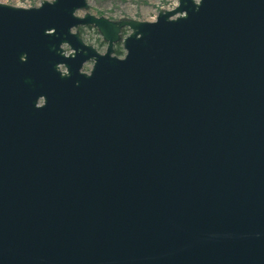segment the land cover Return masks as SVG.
I'll return each mask as SVG.
<instances>
[{"label":"water","instance_id":"1","mask_svg":"<svg viewBox=\"0 0 264 264\" xmlns=\"http://www.w3.org/2000/svg\"><path fill=\"white\" fill-rule=\"evenodd\" d=\"M87 8L0 2V264H264V0Z\"/></svg>","mask_w":264,"mask_h":264},{"label":"rangeland","instance_id":"2","mask_svg":"<svg viewBox=\"0 0 264 264\" xmlns=\"http://www.w3.org/2000/svg\"><path fill=\"white\" fill-rule=\"evenodd\" d=\"M42 0H0V2L14 6L39 5ZM177 0H87L88 8L86 10L77 11L78 15L89 12L95 16H104L111 20L136 19L142 21H153L160 10H169L173 8ZM126 32V31H124ZM123 32V33H124ZM81 34L90 45L98 48L101 36L95 30L87 27L81 30ZM122 34V33H121ZM118 50L124 49L120 43ZM106 43L100 46V51H104ZM121 51V52H122ZM89 65L85 64L84 69H88Z\"/></svg>","mask_w":264,"mask_h":264},{"label":"flooded vegetation","instance_id":"3","mask_svg":"<svg viewBox=\"0 0 264 264\" xmlns=\"http://www.w3.org/2000/svg\"><path fill=\"white\" fill-rule=\"evenodd\" d=\"M84 28H87V27H84ZM89 28H91V27H89ZM83 29V27H78L77 28V30H78V32H79V36L81 37V39L86 43V44H89V43H87L86 42V40L84 39V37L82 36V34H81V30ZM91 29H93V28H91ZM94 30V29H93ZM95 32L97 33V31L95 30ZM124 31L122 30L121 31V36H124L125 35V32L123 33ZM104 43H106L103 39H102V37H101V41H99V43H98V48L97 47H94L95 49H96V51H98V52H100V53H103V52H105V50L102 52V51H100V46H102ZM120 43L121 42H116V43H114V45H113V48H114V53L113 54H115V55H117L116 53L119 51L118 50V47L117 46H119L120 45ZM90 45V44H89ZM92 46V45H91ZM106 46H107V43H106ZM106 49V48H105ZM117 56H119V55H117ZM88 65H89V68L88 69H84V66H83V70L84 71H86V72H89V70H90V67H91V65H92V63H87ZM86 64V65H87ZM43 103V100L42 99H39L38 100V103H37V105L39 106V105H41Z\"/></svg>","mask_w":264,"mask_h":264},{"label":"trees","instance_id":"4","mask_svg":"<svg viewBox=\"0 0 264 264\" xmlns=\"http://www.w3.org/2000/svg\"><path fill=\"white\" fill-rule=\"evenodd\" d=\"M117 53H118V54H121L122 52L119 50Z\"/></svg>","mask_w":264,"mask_h":264}]
</instances>
